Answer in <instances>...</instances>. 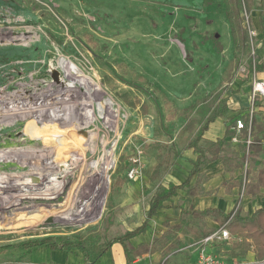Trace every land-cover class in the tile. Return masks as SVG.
Here are the masks:
<instances>
[{
	"label": "rangeland",
	"instance_id": "rangeland-1",
	"mask_svg": "<svg viewBox=\"0 0 264 264\" xmlns=\"http://www.w3.org/2000/svg\"><path fill=\"white\" fill-rule=\"evenodd\" d=\"M243 1L249 12H240L245 43L237 50L226 19V5L231 0H0V17L21 22L26 31H37L25 36L27 40L34 38L33 46L29 47H26L29 42L26 40L22 42L24 47L14 46L16 35L0 40V81L16 79L13 61L37 65L46 62L39 69L36 65L26 72L23 75L26 78L41 71L50 81L60 79L59 70L53 64L59 62L78 87L86 89L84 80L90 81L93 99L66 93L63 103L72 113L57 116L62 123L53 121L52 125L59 123L70 128L80 151L91 142L98 154L97 164L89 165L95 159L90 160L85 172L82 170L81 175L78 172V178L72 180L82 194L91 180L95 185H91L90 195L86 192L82 196V203L71 204L75 210L70 221L56 217L66 206L70 180L60 198L50 204H37L33 199L11 208L3 204L0 248L10 247L6 251L0 249V264H22L28 258L36 264H88L77 249L64 251L42 247L27 252L17 244L45 236H65L69 240L80 237L93 257L107 240L142 222L156 184L166 181L167 175L178 178L174 174L177 155L188 148L189 140L195 136L198 124L194 121L198 116L187 108L210 98L218 90L223 95L229 93V80L227 84H219L227 65L233 66L230 80H235L244 75L240 68L247 66L250 59L257 61L261 41L254 36L250 44L247 29L248 26L254 29L251 8L264 9V0ZM3 84L1 81L0 87ZM97 95H100L98 99ZM79 102L82 106L77 113L73 107ZM253 114L256 124L251 132L253 142L247 150L240 134L236 141L228 137L222 144L228 155L237 153L242 159V167L238 170L240 179L226 180L224 185L229 189L236 184L234 209L238 212L241 202L253 197L245 193L253 181V173L264 167V111ZM240 115L241 112L234 114L227 122L231 123ZM23 118L39 121L29 127L31 132L39 124H46L37 114ZM19 120L23 119L19 117ZM191 122L193 127L188 128ZM24 125L26 122L21 124L20 130ZM1 137L4 134H0ZM79 150L66 153L62 160L74 157ZM43 160L46 164H54L51 159L44 157ZM157 163L159 167L153 180L150 175ZM11 165L4 169L9 177H20L35 170L34 164L25 163L22 168L19 166L25 172L19 173V167ZM132 167L140 172L130 179L128 173ZM5 177V173L0 172V188L7 181ZM202 179L199 175L200 182ZM86 196L91 203L81 208ZM181 199L183 197L176 198L177 205ZM152 226L150 241L157 237L158 231L154 222ZM179 236L184 243L182 248L166 255L160 252L142 254L134 258L133 264H163L165 261L194 264L196 252L190 245L197 239L185 226ZM93 240L95 247L90 244ZM211 248L227 263L255 261L251 251L244 256H232L229 252L231 242L213 243ZM259 263L264 264V260ZM93 264H126L122 246L113 243Z\"/></svg>",
	"mask_w": 264,
	"mask_h": 264
},
{
	"label": "bare ground",
	"instance_id": "bare-ground-1",
	"mask_svg": "<svg viewBox=\"0 0 264 264\" xmlns=\"http://www.w3.org/2000/svg\"><path fill=\"white\" fill-rule=\"evenodd\" d=\"M26 22L27 21H24V23ZM22 25L24 24L21 22L16 20H5V17L1 16L0 40L3 38L5 39L8 35H16L13 40L15 42L14 46L24 47L22 43L24 40L29 41L26 47H29V45L33 46L34 43L32 41L34 38L27 40L26 37L37 31H26L27 29H23ZM18 27H20V29H18ZM13 63L16 65L14 70L16 79L1 80L4 84L0 87V134H4V137L0 138V161H2L0 162V172L5 173V178L7 180L5 185L0 188V194H3L0 195V211L4 208L3 204H7V207L11 208L22 204L27 199H33L37 204H50V202L52 203L60 198L62 189H64L70 180V191L67 196L66 206H64L63 209L61 208V210L58 209L60 215H56L59 219L70 221V216L74 214L73 210H75V207L71 204L82 203V196L85 195L86 192L89 193V195L91 194L90 187L94 183V181L91 180L87 186V190L82 194L81 188H77L76 184L72 183V180L78 178L77 176H79V174L81 175L82 170L85 172L90 160L95 159L94 162L89 165L93 166V164H97L98 154H95L91 142L80 151L77 143L70 134L73 130L59 124L62 123V121L59 122L60 120L57 116H66L68 113H72L63 103L67 99V94L76 93L83 97L87 96L93 99L92 90L90 88L91 83L90 81L84 80V83L87 85V87H85L86 89L78 87L71 79L72 76L64 71L62 63L59 62L53 63L55 68L59 70V75L61 76L60 79L55 81H50L44 77V73L41 71L40 73H33L30 78H26L23 75L31 71L37 64L27 62L17 63V61H13ZM44 65H46L45 61L37 65L36 69ZM18 72L22 74L18 75ZM64 97L66 99H64ZM99 97L100 95H97L95 98L98 99ZM81 106L82 103L79 102V105L74 106L73 110L78 113V108ZM32 114L43 117L46 122V124H39L33 132H31L29 127L39 121L33 122L30 118L27 120L23 118L24 116ZM108 115H110V112ZM19 117L23 120H19ZM53 121H58V125H52ZM23 122H26V125L20 130V126ZM79 139L81 141L82 137L79 136ZM75 149L79 150L77 155L74 157L66 156L67 160H62L66 153L75 151ZM44 157L54 161V164H46L43 162ZM5 159L8 162L4 161ZM12 159L17 160L13 161ZM25 163L34 164L35 166L33 165V169L35 170L29 172V174H22L20 177H9L7 170H4L9 164L19 167ZM21 168H17L18 172L24 173L25 170H21ZM50 174L52 177L47 178L46 176ZM12 178H17L18 181L16 180L17 182H15ZM21 186H24V189L21 188ZM89 195L88 197H90ZM77 196H80L81 199ZM90 198L86 199V202L81 208L91 203ZM8 227L10 228L11 226Z\"/></svg>",
	"mask_w": 264,
	"mask_h": 264
},
{
	"label": "trees",
	"instance_id": "trees-1",
	"mask_svg": "<svg viewBox=\"0 0 264 264\" xmlns=\"http://www.w3.org/2000/svg\"><path fill=\"white\" fill-rule=\"evenodd\" d=\"M249 12V8L245 5L243 0H231V3L226 5V19L228 23L229 33L232 44L235 49L240 50L244 46L245 32L242 27L243 16H240L242 10ZM251 59L249 60V65ZM256 63H254L255 66ZM229 67L225 70V78H230ZM264 100L257 99L254 102V107L261 106V102ZM227 96L223 97L221 92L217 91L210 98L203 102H196V104L190 105L187 108L188 112L196 111L199 114V127L196 130L195 137L192 138L188 145L197 153L196 159L192 162V169L188 172L185 180L179 184H167L158 185L153 193L148 208L145 212V218L143 221L133 229L125 231L123 234L115 236L107 240L101 247H98L93 257L90 256L86 242L82 238L77 240H69L65 236H45L36 239H30L22 243L17 244L18 247L24 249L27 252H31L35 248L48 247L52 250H64L69 251L77 249L82 253V259L88 264H93L95 261L106 251H108L113 243H119L122 246L123 253L126 259V264H133V260L142 254H153L160 252L163 255L176 251L184 246L179 233L185 226L197 240L211 233L214 228H211L205 224L206 219H210L218 224V226H224L232 240L231 248L229 250L232 256H244L248 252H253L255 260L261 261L264 259V206L258 207L252 211L250 215H241L234 208L229 212H224L219 208L206 207L201 210L194 209L193 207L184 208L183 206H177L180 208V220L171 224L169 221H164V231L148 243L140 242L136 246L130 243V239L146 232L149 225V220L156 214L157 210L163 207L165 201H170L172 197L178 194V190H186V194L194 196L197 193L198 181H194L191 184V179L194 175H197L199 170L206 166L209 162L216 159H220L224 167V171L229 174H233L242 167V159L237 153H230L228 155L227 150L221 146V142L225 137H231L234 135V131L231 127L234 121L226 125L225 133L222 139H216L207 147L200 145V140L204 131L208 128L209 122L217 117H222L227 111ZM135 105V104H133ZM254 115V114H253ZM242 120L247 124L248 113L240 116ZM255 118L252 117L251 132L255 126ZM188 128L193 127L192 122L187 124ZM246 131H241L239 137L244 138ZM254 137L257 139V133ZM252 148H259L253 146ZM222 152V155L219 153ZM208 155V156H207ZM253 164V161L251 162ZM156 169L152 172L151 176L156 175ZM253 181L246 190V194H254L259 192L260 188H264V167L257 169L252 175ZM191 215L192 217L201 221L198 226L184 225L183 217ZM91 246L96 245L93 240L90 242ZM10 245L1 247L0 249L6 251ZM4 264H16L15 262H6ZM22 264H36L28 258ZM64 264V263H62ZM163 264H174L170 262H164Z\"/></svg>",
	"mask_w": 264,
	"mask_h": 264
},
{
	"label": "crops",
	"instance_id": "crops-1",
	"mask_svg": "<svg viewBox=\"0 0 264 264\" xmlns=\"http://www.w3.org/2000/svg\"><path fill=\"white\" fill-rule=\"evenodd\" d=\"M263 11L264 9H262L261 7L257 8L256 6H253L251 8L252 26L256 32L257 39L261 41L260 46L258 47L257 61L255 59H251V64L249 65L248 63L247 65L249 72L243 73L244 74L243 76L235 80H230L231 77L229 79L225 78L226 77L224 74L225 70L229 67L230 64L227 65V67L224 69L223 77L219 84L221 86L222 84L226 83L229 80L228 85L231 87V89L229 90V93H225L224 95L222 91L220 90L218 91L221 92L223 97L227 96V102H226L227 111L224 114V116L217 117L211 122H209L208 128L204 131L202 135V139L200 140V145L202 147H207L212 142L216 141V139L223 138L226 125L229 124L227 121L234 114L241 112L242 115L248 112L249 94L251 87L250 72L253 70L255 77L258 79L264 78V12ZM254 63H256L255 66ZM261 103H262L261 106L255 107L256 112L264 111V101ZM193 112L196 113L198 116V119L194 121V123H197L199 127V123H198L199 114L196 111ZM224 140L225 141L228 140V137H225L222 140L221 146ZM219 155H222V152H220ZM196 157H197V153L194 152L193 149L190 148L188 145V148H185L182 154H180L179 152L177 155V159H176L177 171H174L176 173L174 172L173 173L176 174L178 178L175 179L174 176L167 175L168 177L167 180L163 182H158L154 189L156 190L157 186L160 184L161 185H167L170 183L179 184L183 182L186 176L188 175V172L192 169V162L196 159ZM158 167H159V163H157L155 166L156 171ZM155 169H153L152 172ZM238 173H239L238 171L234 172L233 174H229L228 172H225L224 167L219 158L209 162L206 166H204L199 170L197 175H194L191 179V184H193L195 180L200 182L199 175H202V177L204 178L199 183L200 188L199 189L197 188V193L194 196H190L186 194V191L181 193V191L183 190H178V194L172 197L170 201H165L163 207L158 209L156 214L149 220V225L147 227L146 232L131 238L130 243L133 246H136L140 242H144V243L150 242V230H152L153 228L152 226L153 222L155 224V228L158 229V231L155 233V236H159L164 231L165 229L163 225L164 221H169L171 224L178 222L179 221L178 219H180V208L177 206L180 205L183 206L184 208L193 207L194 209H199V210L206 207H213V208H219L224 212L231 211L235 206L238 188L236 184L231 185L229 189H226L224 185L226 180H233V181L239 180L240 177ZM150 177L153 179L151 175ZM263 193H264V188H260L259 192L253 194V197L251 198L250 201H246L245 199L243 202H241L242 203L241 210L239 211V213L241 215H250L254 209L258 207H263L264 206V196L262 195ZM175 197L176 198L183 197V199L178 201V205ZM147 208H148V204L146 210ZM185 217L186 220H183L184 225H188L187 222L195 224L194 227L200 224V220L192 217L191 215H187ZM194 219L196 221H194ZM205 224L214 229L217 228L218 226L216 222L210 219H206Z\"/></svg>",
	"mask_w": 264,
	"mask_h": 264
},
{
	"label": "built area",
	"instance_id": "built-area-1",
	"mask_svg": "<svg viewBox=\"0 0 264 264\" xmlns=\"http://www.w3.org/2000/svg\"><path fill=\"white\" fill-rule=\"evenodd\" d=\"M244 11H246L244 9ZM247 12V11H246ZM246 19V17H245ZM247 22V19H246ZM248 38L250 40L256 36V32L254 29L249 28L248 26ZM253 41V40H252ZM253 50V47H252ZM254 53V52H253ZM253 55V54H252ZM242 73L249 72L247 66H242L240 68ZM251 83H250V94H249V108H248V122L247 124L242 120L241 117H237L234 119V124L231 129L234 131V135L231 136V139L236 141L237 136L241 133V131H246V136L242 139L246 150L252 144V136H251V122L253 113L255 111L254 102L257 99L264 100V78L258 79L255 77L253 70L250 72ZM139 169L137 167H132L129 170L128 177L133 179L135 176L139 174ZM232 238L228 232V230L224 226H219L214 229L211 233L205 235L204 237L196 240L190 247H193L196 252V258L194 264H232L223 261L217 254H215L211 248L213 243H227L230 244ZM264 260V259H263ZM261 260V261H263ZM258 260L246 263V264H260Z\"/></svg>",
	"mask_w": 264,
	"mask_h": 264
}]
</instances>
